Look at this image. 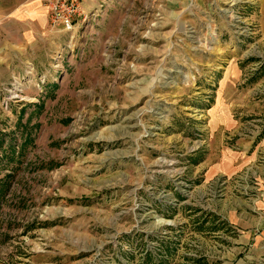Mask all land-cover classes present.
I'll use <instances>...</instances> for the list:
<instances>
[{
    "label": "rangeland",
    "instance_id": "rangeland-1",
    "mask_svg": "<svg viewBox=\"0 0 264 264\" xmlns=\"http://www.w3.org/2000/svg\"><path fill=\"white\" fill-rule=\"evenodd\" d=\"M80 3L61 70L0 90V264H236L260 172L208 171L264 139V0Z\"/></svg>",
    "mask_w": 264,
    "mask_h": 264
},
{
    "label": "crops",
    "instance_id": "crops-1",
    "mask_svg": "<svg viewBox=\"0 0 264 264\" xmlns=\"http://www.w3.org/2000/svg\"><path fill=\"white\" fill-rule=\"evenodd\" d=\"M49 8L50 0H0V90L12 81L19 85L20 75L27 71L41 73L45 79L63 67L68 38L81 27L79 21L72 30L51 24ZM55 53H60L61 57L59 63L53 64ZM35 79L33 82L40 85L39 77ZM225 150L222 160L210 165L209 177L244 169L255 174L258 169L260 172V176L255 177L259 199L252 203L227 202L218 213L226 219V227L236 234L226 233L231 244L224 253L225 259L233 261L240 255L236 264H254L256 258L259 260L264 255V139L255 147L243 142L236 152Z\"/></svg>",
    "mask_w": 264,
    "mask_h": 264
},
{
    "label": "built area",
    "instance_id": "built-area-1",
    "mask_svg": "<svg viewBox=\"0 0 264 264\" xmlns=\"http://www.w3.org/2000/svg\"><path fill=\"white\" fill-rule=\"evenodd\" d=\"M49 16L51 24L66 30H72L76 21H83L86 17L80 0H50ZM256 264H264V256Z\"/></svg>",
    "mask_w": 264,
    "mask_h": 264
},
{
    "label": "trees",
    "instance_id": "trees-1",
    "mask_svg": "<svg viewBox=\"0 0 264 264\" xmlns=\"http://www.w3.org/2000/svg\"><path fill=\"white\" fill-rule=\"evenodd\" d=\"M147 256H149L147 259L150 261L151 254L149 252H147ZM147 259L145 258L142 264H150L149 262H146Z\"/></svg>",
    "mask_w": 264,
    "mask_h": 264
}]
</instances>
